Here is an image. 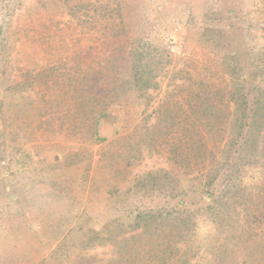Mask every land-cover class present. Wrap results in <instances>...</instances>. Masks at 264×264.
Instances as JSON below:
<instances>
[{
    "label": "rangeland",
    "instance_id": "obj_1",
    "mask_svg": "<svg viewBox=\"0 0 264 264\" xmlns=\"http://www.w3.org/2000/svg\"><path fill=\"white\" fill-rule=\"evenodd\" d=\"M202 1L217 2L206 23L191 19L195 0H0V264H203L212 258L204 255L210 253L205 236L212 226V249H229L215 255L214 263L226 258L241 264L247 257L255 231L244 233L238 226L218 228L199 219L194 236L185 242L176 236L170 245L163 244L169 236L152 240L142 227L134 228L135 214L150 209L177 215L181 199L190 211L212 215L211 196L202 198L195 188L208 185L200 177L208 169L198 172L202 160L196 161L195 146L184 138V130L193 128L185 122L170 127L181 117H169L164 129L153 128L149 96L122 82L121 89L107 91L114 88L107 59L114 54L128 62L132 50L149 46L163 59L162 87L149 94L167 100L174 115L188 112L198 93L204 96L202 81L230 100L227 66L207 41L229 22L264 27V0ZM82 3L121 6L125 20L135 8L141 21L130 34L113 37L103 29L112 22L106 12L77 11ZM224 8H234L238 21L226 18ZM171 38L180 54L169 51ZM92 72L99 88L89 93L78 83L85 84V74ZM14 85L31 88L29 104L6 97ZM103 108L108 115L93 139L92 118ZM150 171L170 172L190 189L173 200L150 188ZM165 190L170 193L167 185Z\"/></svg>",
    "mask_w": 264,
    "mask_h": 264
},
{
    "label": "trees",
    "instance_id": "obj_2",
    "mask_svg": "<svg viewBox=\"0 0 264 264\" xmlns=\"http://www.w3.org/2000/svg\"><path fill=\"white\" fill-rule=\"evenodd\" d=\"M216 3L195 0L190 14L191 19L207 21L209 15L213 17L215 14ZM91 9L96 12L104 10L112 19V22L107 24L109 26L103 29L108 30L109 35L113 37H118V34L122 35L127 31L130 34L131 29L135 27V21L137 25L141 21V10L135 8H131L133 13L128 20H125L122 7L118 5L88 6L82 3L77 6V11L84 10L86 14ZM224 11L226 18L234 17L238 21L239 15L234 8H227ZM70 15L75 17L77 13L72 10ZM101 15L104 18V15ZM116 17L120 21H117ZM228 24H230L228 27L214 30L207 42L216 50V54H220V62L227 66L226 71L231 78L228 88H232L229 93L230 100H225V92L219 89L212 92L209 85L202 81L199 85L207 86L204 96L198 93L196 96L198 100H192L188 112L174 115L167 100H152L154 97L149 94L150 92L157 94L162 87L159 80L162 74L159 75L158 70L163 65L162 57L148 51L149 46L132 50L128 62H125L126 58L121 55L112 54L107 59V70L114 79V88L107 91L112 94L121 89L124 83L126 86L131 85L140 96H149L151 100H148L147 107L153 104L152 114L156 120L153 128L164 129L169 127L165 125L169 117H181L180 122L171 123L170 127H180L181 123L185 122L193 128V130H184V138L191 139L187 140L189 146H195L196 161L202 160L196 164L198 172L204 173L205 169H208L206 176H200L207 179L208 185L202 187L203 184L200 183V186L195 188L202 198L211 196L209 208H215L212 215L190 211L185 200L181 199L177 215L169 210L150 209L145 214H135L134 228L142 227V233L150 236L152 240L164 241L165 237L169 236L171 240L163 243L168 244L170 241L168 245L176 243V236L180 237L182 242L194 236L199 219L212 220L218 228L227 225L238 226L244 229V233L253 230L255 235L246 245L247 257L252 255L253 258L249 260L246 257L241 264H264V27L248 23L247 20L242 21V24L235 22ZM157 50L158 48L154 46L153 51ZM163 56L170 59L169 54ZM85 77L88 81L84 78L86 83L80 85L79 82L78 87L89 93L95 92V89L98 91L99 87L93 72L90 76L85 74ZM75 78L73 76L70 80ZM120 82L122 84H118ZM30 89L24 85L8 86L6 97L27 100L29 104L30 94L27 92ZM107 115L103 108L95 118H92L88 131L91 138L94 139L99 135V124ZM188 117L190 118L187 122L185 118ZM186 127L184 124L183 128ZM168 135L172 141L177 140L173 131ZM146 179L151 189H156L168 197L170 195L173 200L184 197L181 194L186 195L190 189L185 187V180H174L170 172H164L160 176L150 171L146 174ZM161 180L166 183H161ZM166 185L170 193L165 190ZM182 186L185 189L180 190ZM190 192L192 193L193 189ZM258 229L259 233H257ZM214 233L212 226L210 234L205 236L209 242L207 245L210 253L204 252V255L212 254V258L207 259L208 262L203 264H229L226 258H220L218 263H214L215 255L229 251L228 247L223 252L212 249Z\"/></svg>",
    "mask_w": 264,
    "mask_h": 264
},
{
    "label": "built area",
    "instance_id": "obj_3",
    "mask_svg": "<svg viewBox=\"0 0 264 264\" xmlns=\"http://www.w3.org/2000/svg\"><path fill=\"white\" fill-rule=\"evenodd\" d=\"M178 31V29H176V32ZM169 45H168V49L170 52L174 53V54H180L181 53V46H179L178 41L174 40V39H169Z\"/></svg>",
    "mask_w": 264,
    "mask_h": 264
}]
</instances>
